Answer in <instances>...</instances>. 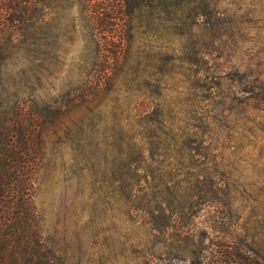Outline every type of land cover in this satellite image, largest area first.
<instances>
[{
	"label": "trees",
	"instance_id": "obj_1",
	"mask_svg": "<svg viewBox=\"0 0 264 264\" xmlns=\"http://www.w3.org/2000/svg\"><path fill=\"white\" fill-rule=\"evenodd\" d=\"M144 1L0 0V79L10 62L21 59L35 96L23 102L12 95V113H6L2 110L9 103L2 100L5 91L0 85V264H66L45 238L37 205L38 180L50 168L52 145L59 153L77 152L72 158L76 164L80 156L88 162L86 132L97 123L99 129L109 126L101 116L108 113L111 87L119 75L99 68L93 81L74 88L73 78L65 79L54 97L44 98L49 90L57 92L56 82L62 83L57 72L60 40L79 23L97 54L109 45L104 41L108 34L117 32L127 42L128 25L135 14L143 13ZM185 1L189 0H152L163 24L159 32L171 37L173 46L184 43ZM160 57L149 69L127 74L135 77L132 81L144 97L137 114L142 131L131 139L139 138L143 146L121 138L119 108L112 109L117 137L105 151V176L122 178L121 169H128L131 181H138V189L135 194L128 192L124 205L142 231L119 260L123 264H264V187L260 197H244L247 192L236 180L240 172L234 160H227L212 138L205 139L211 119H194L180 129L171 153L154 149L157 131H163L169 117L164 93L188 95L203 88L199 72L164 67L188 64L185 52ZM230 151L229 157L235 156ZM165 158L171 161L169 172L156 166ZM238 200L246 205L238 207ZM119 260L108 259L105 264Z\"/></svg>",
	"mask_w": 264,
	"mask_h": 264
},
{
	"label": "rangeland",
	"instance_id": "obj_2",
	"mask_svg": "<svg viewBox=\"0 0 264 264\" xmlns=\"http://www.w3.org/2000/svg\"><path fill=\"white\" fill-rule=\"evenodd\" d=\"M153 3L144 1L146 7L140 10L143 13L140 17L135 14L131 20L127 42H122L117 32L108 34L104 41L109 45L104 44L101 54L87 44L79 23L61 37L57 72L62 83H55L57 92L49 90L47 85L49 91L44 98L54 97L64 87L65 79L73 78L74 88L93 81L91 77L99 68L119 75L111 87L108 113L101 116L102 123L107 120L109 126L99 129L97 123V127L86 132L88 162L80 156L76 164L72 158L77 152L65 149L59 153L52 145L54 157L50 168L38 180L37 205L45 238L53 242L66 264H105L108 259L119 260L142 233L124 205L128 192L135 194L139 183L131 181L128 169H121L122 178L106 177L105 151L110 150L117 137L112 125L113 107L119 108L117 122L123 128L121 138L126 143L143 146L139 138L137 142L131 141L142 131L137 114L144 97L132 81L135 77L129 75L149 69L162 55L185 52L188 64L164 67L199 72L203 88L188 95L164 93L169 117L163 131H157L159 140L155 141L154 149L171 153L172 140L180 129L193 124L194 119L204 122L211 119L210 125L206 124L209 126L205 139L212 138L214 147L219 145L225 158L234 160L240 172L236 180L247 192L244 197H260V189L264 187V0L185 1L182 7L188 13L184 43L180 45L177 41L174 46L170 45L174 41L171 37L159 32V25L163 24L157 20ZM134 4L131 2V7ZM26 70L24 61L17 59L3 71L2 100L9 103L3 112L12 113L14 94L23 102L35 97L28 88ZM231 149L236 154L229 157ZM166 159H159L162 163L156 165L161 172H169L167 166L171 161L167 163ZM244 205L246 201L238 200V207ZM118 263L123 264L122 260Z\"/></svg>",
	"mask_w": 264,
	"mask_h": 264
}]
</instances>
